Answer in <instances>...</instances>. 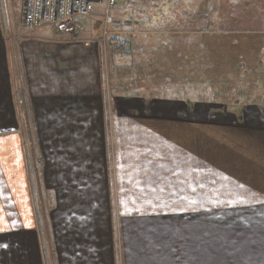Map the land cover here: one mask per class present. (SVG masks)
I'll return each instance as SVG.
<instances>
[{
	"label": "crops",
	"instance_id": "1",
	"mask_svg": "<svg viewBox=\"0 0 264 264\" xmlns=\"http://www.w3.org/2000/svg\"><path fill=\"white\" fill-rule=\"evenodd\" d=\"M91 1L72 37L0 0V264H264V104L111 89L118 53L195 35L189 0Z\"/></svg>",
	"mask_w": 264,
	"mask_h": 264
},
{
	"label": "rangeland",
	"instance_id": "2",
	"mask_svg": "<svg viewBox=\"0 0 264 264\" xmlns=\"http://www.w3.org/2000/svg\"><path fill=\"white\" fill-rule=\"evenodd\" d=\"M193 6V0L185 4L189 16L195 12ZM201 7L200 12L211 7L209 16L214 21L210 28L206 19L209 25L205 34L172 36V43L162 45L157 54L142 47L131 50L134 54L131 59L124 53L118 54L125 56L116 54L124 58L121 61L126 62V72L123 67L117 68L119 71L110 68L108 87L134 98L142 91L157 88L153 93L163 100L212 102L209 120L213 121L226 118L225 107L219 104L237 108L264 104V0H205ZM175 15L179 16L177 12ZM108 30L106 42L110 36ZM143 56L154 58L147 60L154 63L153 66L146 64L147 78L137 67ZM234 63L242 64L241 69L234 68V71L231 67ZM225 83L229 86L225 87ZM44 198L41 194L43 208ZM116 217L118 221V212Z\"/></svg>",
	"mask_w": 264,
	"mask_h": 264
},
{
	"label": "built area",
	"instance_id": "3",
	"mask_svg": "<svg viewBox=\"0 0 264 264\" xmlns=\"http://www.w3.org/2000/svg\"><path fill=\"white\" fill-rule=\"evenodd\" d=\"M105 1V17L109 25L112 23L110 12L117 6L118 0ZM93 12L91 0H25L23 21L30 31L51 26L58 34L76 37L84 30L78 19L93 16ZM208 25V22L203 20L199 24V31L205 32Z\"/></svg>",
	"mask_w": 264,
	"mask_h": 264
},
{
	"label": "trees",
	"instance_id": "4",
	"mask_svg": "<svg viewBox=\"0 0 264 264\" xmlns=\"http://www.w3.org/2000/svg\"><path fill=\"white\" fill-rule=\"evenodd\" d=\"M198 0H193V2H194V6H193V8H194V10H195V12L194 11H192V12H190L191 13V15L189 16V18H188V20H187V22H188V24L190 25V26H193L194 28H195V31H196V33H195V35L194 36H200L197 32L199 31L198 30V25H199V23L203 20V19H208L209 20V22H210V28H211V26L214 24V21L211 19V17L209 16L210 15V12H211V7L210 8H207L206 7V9H205V11H203V12H200L201 11V6H202V3L205 1V0H200V2L199 3H196ZM206 3H207V1H206ZM205 3V4H206ZM209 4V3H208ZM112 12V11H111ZM111 12H110V16H111V18H112V15H111ZM187 17H188V15H187ZM113 19V18H112ZM121 41H123V40H121ZM120 41V37L119 36H115V37H113L112 38V43H113V45H115V49L117 50V51H122L123 50V47H124V43L122 44V46L121 47H119L118 46V44L121 42ZM242 64H236L235 65V63L231 66V67H233V70L235 71V69H241V66ZM235 68V69H234ZM225 85V87L226 86H229V84H227V83H225L224 84ZM225 87H224V89H225ZM228 91V90H227Z\"/></svg>",
	"mask_w": 264,
	"mask_h": 264
}]
</instances>
